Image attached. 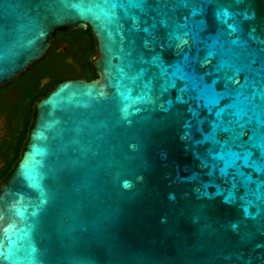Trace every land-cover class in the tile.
<instances>
[{
  "label": "water",
  "instance_id": "1",
  "mask_svg": "<svg viewBox=\"0 0 264 264\" xmlns=\"http://www.w3.org/2000/svg\"><path fill=\"white\" fill-rule=\"evenodd\" d=\"M86 28L96 78L0 179V264H264V0H0V88Z\"/></svg>",
  "mask_w": 264,
  "mask_h": 264
},
{
  "label": "trees",
  "instance_id": "2",
  "mask_svg": "<svg viewBox=\"0 0 264 264\" xmlns=\"http://www.w3.org/2000/svg\"><path fill=\"white\" fill-rule=\"evenodd\" d=\"M61 41L67 43V52L57 50ZM95 57V40L88 28L83 31H58L46 57L15 80L16 90L12 94L9 113L14 124L10 128V140L0 179L8 173L19 157L30 125L34 102L63 80L78 77L86 80L96 78L90 63V58ZM4 103L7 105V100Z\"/></svg>",
  "mask_w": 264,
  "mask_h": 264
},
{
  "label": "flooded vegetation",
  "instance_id": "3",
  "mask_svg": "<svg viewBox=\"0 0 264 264\" xmlns=\"http://www.w3.org/2000/svg\"><path fill=\"white\" fill-rule=\"evenodd\" d=\"M58 44H59L58 49H57L58 51H64V52L68 51L67 43L65 41H61ZM70 79H81V78L78 77V78H70ZM14 82L15 81L8 84L7 86L0 88V171L2 170L5 164L4 157H5V153L7 150L8 142L10 140V128L14 124V120L10 118V115H9L10 103L12 102L11 101L12 94L16 90ZM5 100H7V105L4 103Z\"/></svg>",
  "mask_w": 264,
  "mask_h": 264
}]
</instances>
